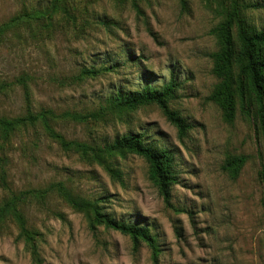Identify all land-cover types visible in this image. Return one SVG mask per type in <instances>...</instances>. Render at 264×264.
I'll list each match as a JSON object with an SVG mask.
<instances>
[{
	"label": "rangeland",
	"instance_id": "rangeland-1",
	"mask_svg": "<svg viewBox=\"0 0 264 264\" xmlns=\"http://www.w3.org/2000/svg\"><path fill=\"white\" fill-rule=\"evenodd\" d=\"M64 2L70 16L49 18L53 0H0V26L23 16L0 36V116L52 110L59 133L95 149H65L41 125L13 133L0 150L10 186L0 185V207L14 193L62 183L119 220L147 225L161 251L156 262L146 242L94 222L92 209L73 206L54 188L19 203L33 240L20 236L12 216L0 223V264H264L261 123L255 108L247 115L240 103L228 121L209 99L218 83L209 54L220 48L212 30L227 0ZM247 16L264 28V7ZM104 66L113 70L82 74ZM173 75L180 86L170 104L192 124L184 136L157 104L110 108L118 90L161 88ZM130 132L173 152L178 182L170 203L144 157L100 150ZM235 155L246 163L233 177L223 165Z\"/></svg>",
	"mask_w": 264,
	"mask_h": 264
},
{
	"label": "trees",
	"instance_id": "trees-1",
	"mask_svg": "<svg viewBox=\"0 0 264 264\" xmlns=\"http://www.w3.org/2000/svg\"><path fill=\"white\" fill-rule=\"evenodd\" d=\"M181 1L185 6L186 0ZM227 3L225 18L212 30L219 41L220 48L209 54L213 60V73L218 78V83H216L209 99L220 107L224 118L228 121H232L236 117L239 103L247 115H252L253 108H255L254 115L260 120L264 136V28H257L247 16L249 9H258L264 7V4L247 0H227ZM134 6L140 11L137 2L134 3ZM58 11H63L70 16L64 0H53L47 17L50 18ZM22 17L20 15L1 25L0 36L7 27L18 22ZM112 70V66L84 68L82 74L95 76ZM179 86V81L173 75L161 88L147 86L141 90L125 91L121 89L110 97L109 106L111 109L134 110L146 104H157L168 120L178 127L180 135L184 136L192 128V124L188 123L180 112L173 109L170 104L171 100L176 97ZM66 115L75 120H85L95 116L94 114L79 115L76 113ZM54 117V112L48 109L39 112L30 111L26 115L17 117L0 116V135L4 142L0 143V150H4L5 142L10 139L13 133L37 125L43 126L48 135L57 140L65 149L81 150L84 153L95 149L83 142L68 140L64 137L51 124V119ZM100 150H104L109 155H125V153L131 152L144 157L150 165L151 179L158 186L165 201L171 202L172 187L178 182L172 151L146 143L143 135L136 132L117 137L113 143ZM98 159L101 157L98 156ZM5 161L6 155L0 154V185L9 188L7 170L4 167ZM245 163L246 156L244 155L230 156L223 165V169L231 176L236 177ZM106 168L113 176L121 178V172L114 164H107ZM54 188H57L73 206L92 209L94 222L103 223L109 228L131 236L137 244L140 241L146 242L153 251L155 261L158 262L161 249L156 236L147 225L119 220L112 214L104 212L97 203L84 201L74 196L62 183L51 184L44 190L33 189L21 191L18 194L14 193L0 207V223L12 216L21 228L20 236L28 241L33 240L35 233L28 229L19 203L28 194H35L38 191L44 194Z\"/></svg>",
	"mask_w": 264,
	"mask_h": 264
}]
</instances>
